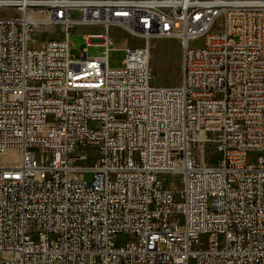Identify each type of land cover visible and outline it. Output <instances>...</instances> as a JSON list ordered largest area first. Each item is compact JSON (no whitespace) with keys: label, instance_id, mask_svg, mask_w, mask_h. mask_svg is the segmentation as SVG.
<instances>
[{"label":"built area","instance_id":"1","mask_svg":"<svg viewBox=\"0 0 264 264\" xmlns=\"http://www.w3.org/2000/svg\"><path fill=\"white\" fill-rule=\"evenodd\" d=\"M41 25L63 36L36 46ZM74 25L105 53L74 58ZM113 26L144 41L119 67ZM156 38L185 43L178 86L153 85ZM0 253L264 264V0H0Z\"/></svg>","mask_w":264,"mask_h":264},{"label":"rangeland","instance_id":"2","mask_svg":"<svg viewBox=\"0 0 264 264\" xmlns=\"http://www.w3.org/2000/svg\"><path fill=\"white\" fill-rule=\"evenodd\" d=\"M78 16V15H76ZM102 27L89 25H74L69 35L71 42V54L74 58L79 59L82 53L86 52L88 58L101 56L105 53L106 47L96 43L88 44L85 34L91 32H99ZM113 37V45L108 52V64L110 67H119L123 64L127 55V47L142 46L144 41L142 38L127 32L122 27L113 26L111 29ZM63 36V27L60 25H41L32 32L33 43L40 46L43 42ZM159 41L156 45H152L153 41ZM151 43V67L155 78L153 85L174 87L182 83L183 80V59L184 49L182 42L176 38H156ZM202 43V39L191 41V46H198ZM86 50V51H85ZM91 152L96 151L91 149ZM200 155V153H198ZM207 161L209 164H215L221 157V154L215 151L213 146H208L205 150ZM256 152L249 154V161H256ZM160 179L166 186L171 187L177 183L181 187V176L176 173H167L160 175ZM129 239L127 235H120L118 243H123ZM202 241L206 242V236H202ZM1 264V253H0Z\"/></svg>","mask_w":264,"mask_h":264},{"label":"crops","instance_id":"3","mask_svg":"<svg viewBox=\"0 0 264 264\" xmlns=\"http://www.w3.org/2000/svg\"><path fill=\"white\" fill-rule=\"evenodd\" d=\"M157 42H159V41H153V43H152V45H156L157 44ZM151 57H152V54H151Z\"/></svg>","mask_w":264,"mask_h":264},{"label":"bare ground","instance_id":"4","mask_svg":"<svg viewBox=\"0 0 264 264\" xmlns=\"http://www.w3.org/2000/svg\"><path fill=\"white\" fill-rule=\"evenodd\" d=\"M30 15L32 16V14H30ZM63 32H64V30H63ZM42 44H43V43H42ZM42 44H41V45H42ZM41 45H40V46H41ZM182 45H183V47H184V46H185V43H184V44L182 43Z\"/></svg>","mask_w":264,"mask_h":264}]
</instances>
